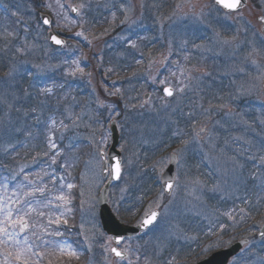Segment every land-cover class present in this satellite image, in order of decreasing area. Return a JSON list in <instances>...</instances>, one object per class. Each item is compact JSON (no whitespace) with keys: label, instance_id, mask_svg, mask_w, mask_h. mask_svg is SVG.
I'll use <instances>...</instances> for the list:
<instances>
[{"label":"rangeland","instance_id":"obj_1","mask_svg":"<svg viewBox=\"0 0 264 264\" xmlns=\"http://www.w3.org/2000/svg\"><path fill=\"white\" fill-rule=\"evenodd\" d=\"M112 4L119 7L121 21L104 28L101 14H112ZM72 5L80 7L77 17L70 14ZM40 12L51 14L54 31L65 34L64 50L49 45L37 19ZM256 14L264 15V0H250L235 13L218 9L214 0H0V154L12 153L0 178V207L5 213L11 208L14 218L28 213L29 227L17 238L26 236L37 253L28 254L29 264H164L172 257L177 264H193L182 250L197 246L204 233L209 240L202 249L218 245L211 252L249 238L237 264H264V240H256L264 223L259 159L264 156V35ZM9 17L20 18L19 24L7 25ZM217 33L231 43L220 42ZM120 44L129 49L132 62L127 73L114 72L110 91L96 74L100 65L120 64L125 57ZM253 48L259 54L249 56ZM93 58L97 64L92 66ZM166 86L174 89L173 97L163 96ZM181 87L183 92L177 91ZM146 92L151 97L144 103ZM112 119L125 159L122 178L110 192L112 208L124 212L121 206L136 186L133 179L141 178L147 183L136 200L143 208L132 220L160 212L144 237L123 242L129 254L124 262L113 257L111 240L99 225L100 153L111 144ZM200 128L206 131L194 138ZM168 131L188 141L177 168L179 187L175 183L171 197L159 183L178 149L165 137ZM23 136L24 145L30 143L28 154L15 146ZM160 148L162 155L143 166L148 152ZM217 183L221 190L210 191ZM61 195L67 202L57 199ZM57 219L59 224L49 223ZM38 240L40 247L32 243ZM13 247L0 241V264H19Z\"/></svg>","mask_w":264,"mask_h":264},{"label":"snow or ice","instance_id":"obj_2","mask_svg":"<svg viewBox=\"0 0 264 264\" xmlns=\"http://www.w3.org/2000/svg\"><path fill=\"white\" fill-rule=\"evenodd\" d=\"M215 3L225 9H228L229 11H237L241 6H242V0H215ZM76 10V9H74ZM200 18V17H198ZM258 20L261 23H264V15L258 17ZM45 24H48L49 21L45 20L44 21ZM77 35H82L81 33H78ZM217 37L220 39V42L224 43V44H229L231 43V41L224 39L222 37L219 36V33H217ZM51 39L57 44H62L63 42L61 40H59L57 37L52 36ZM131 46L133 48L136 47L135 42L131 43ZM18 51H20V49H18ZM258 49L253 48L252 52L249 53V56H252L253 53H257L259 54ZM251 63L253 65L257 64V61L255 59L251 60ZM38 70H39V66ZM240 71H243V69H240ZM183 87L178 88L177 91L183 92ZM44 93H50L52 91L51 88H44L42 90ZM118 91V90H117ZM164 93L166 94V96L171 97L173 96V90L171 87H165L163 89ZM101 106L103 105V102H101ZM53 124L56 123L55 120L52 121ZM61 124L63 125V122H61ZM63 127L65 129L68 128V125H63ZM206 129L205 128H200L198 131L195 132V137L194 138H199L201 136V133L205 132ZM50 143H51V147L53 149H55L57 147V145L52 142L51 138H50ZM187 145H188V141H182V147L178 148L176 150V152H174L172 154V159L176 161V163H179L180 158L183 157V154L185 153V151L187 150ZM260 161L262 164H264V156H261ZM53 163H55V160L53 159ZM161 164L165 163V161L161 160L160 161ZM155 167V166H154ZM115 168V175L116 178L119 179L120 177V161L117 160L116 164L114 165ZM171 173V170H169V175ZM161 180L164 181V187L166 190L168 191H172L173 189V185L174 183H176V180L174 178H170V179H165L163 176L160 177ZM197 184H200L199 181H196ZM67 187L72 188L73 185L72 184H68ZM176 187H179V184L176 183ZM221 190V184L217 183L215 184L210 191L212 192H217ZM37 191L43 192V189H37ZM57 199L65 201V197L63 195L57 197ZM29 210L30 211H35V209H32L31 206L29 205ZM23 212V210H21ZM241 211H244L243 209ZM0 213H4V219L0 220V241L3 242H10L15 248H16V252H15V259L16 261L19 262V264H29V253H31L32 255H37V253H33L32 252V245L29 243L28 238L25 236L22 239L17 238L19 233L24 232L25 230L28 229L29 225L27 223V221L25 220V215H27V212H24L22 215H17L15 218L13 217V212L12 209L9 208L7 210V212L5 213V210L3 207H0ZM40 215H43V213H40ZM148 218L143 220L141 223V227H146L148 225H152L156 220H157V216L159 215L157 212L153 211L150 214H147ZM230 215V214H229ZM250 215V213H249ZM49 223H56L59 224L60 221L57 219L55 221L50 220ZM64 223H67V221H64ZM17 228L19 230V232H17ZM11 229V230H10ZM56 235H60L59 232L56 233ZM260 236L261 238H264V230L260 231ZM123 239L122 237H118L117 238V243L120 242V240ZM44 243H48L47 241H45ZM249 243V241L244 240L241 242L242 245L246 246ZM218 245H209L207 248L202 249V254L207 255L209 252L213 251V249L215 247H217ZM111 251L113 253H115V255L117 257L120 258H124L125 256V252H121L120 250L116 249V248H112ZM242 251V249H241ZM60 252L64 253L68 256H77L78 254L73 251V250H69L66 248H60ZM9 255H11V253H9ZM240 258V254L238 253L236 256H234L232 258V262L231 264H237L238 259ZM147 261V258H146ZM7 264V262H6ZM164 264H177L175 257H172L170 260L165 261Z\"/></svg>","mask_w":264,"mask_h":264},{"label":"water","instance_id":"obj_3","mask_svg":"<svg viewBox=\"0 0 264 264\" xmlns=\"http://www.w3.org/2000/svg\"><path fill=\"white\" fill-rule=\"evenodd\" d=\"M246 3H247V0H242V6L239 9L245 7ZM74 9H76V10H74ZM225 10L228 11V12H231L228 9H225ZM72 12H73L74 15H76L77 12H78V9L77 8H73ZM41 19H42L43 23H44L45 20H48L49 23L48 24L44 23V25L47 28L51 27V23L52 22H51V18L49 16L42 15ZM52 36L57 37L63 43L57 45L51 39ZM48 39H49L50 44L56 49L63 48L65 46V40L62 39L61 37L57 36L52 30H49V32H48ZM148 96L149 95H147L146 97H148ZM111 129H112V145H111V148H110L109 153H108L109 164L111 166V178L101 190V194H100V198H99V205H100V218H101L103 230L108 235L113 236L115 245H119L123 241V239L125 237H134V236L144 232L145 230L149 229L151 226H153L156 223V221L158 220L159 215L157 216V220L152 225H148L146 227H141L140 225H141L142 222L140 224H138V225H126V224L121 223L120 220L112 212V210L110 208V205H109V191H110V187H111L112 182L118 180L116 178V175H115L114 165L116 164L117 160L120 161V173H121L122 159H121V154H120V152L117 149V146H118V143H119V134H118V131H117V127H116L115 121L112 122ZM107 164L108 163H106V162L104 163V171H103V173H104L105 177L107 176V173H108ZM176 166H177L176 161L171 158V162H170L167 170L163 174V177L165 179H170V178H174L175 179ZM169 170H171L170 175H169ZM162 187L164 188L166 195L169 196L171 194V191H168V190L165 189L163 180H162ZM155 212H157L159 214L158 211H155ZM147 218H148V215H146L143 220H145ZM261 230H264V225L261 227L260 231ZM118 237H122L123 238V239L120 240L119 243H117V238ZM258 237L261 238L260 232H259ZM244 240H246V239H244ZM244 240H241V241L233 244L228 249H224V250H221V251L213 253L208 259H205V260L199 262L198 264H228L229 260L233 256H235L236 254H238L240 252V250L244 247V245L241 244V242L244 241ZM114 248L117 249V247H114ZM113 254L115 255V253H113ZM117 258H120V257H117ZM125 258H127V254H125L124 258H122V259H125Z\"/></svg>","mask_w":264,"mask_h":264},{"label":"trees","instance_id":"obj_4","mask_svg":"<svg viewBox=\"0 0 264 264\" xmlns=\"http://www.w3.org/2000/svg\"><path fill=\"white\" fill-rule=\"evenodd\" d=\"M27 76V78H28V74L26 73L25 75H24V78ZM17 142V140L15 139L14 140V143H16ZM11 156H12V153L11 152H9V157H6L5 155H3V154H0V172H2V169L4 168V165H6V164H8V163H11V161H12V159H11ZM137 201L135 200V203H136ZM133 203H134V201L133 200H130L128 203H127V209L129 208L130 210H131V208H132V205H133ZM141 209V208H140ZM132 211V210H131ZM133 212V211H132ZM135 215L134 214H129V213H122V218L124 219V220H132L133 218H135L134 217Z\"/></svg>","mask_w":264,"mask_h":264}]
</instances>
